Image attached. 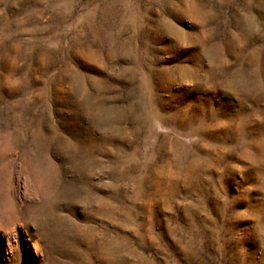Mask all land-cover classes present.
<instances>
[{
    "label": "rangeland",
    "instance_id": "1",
    "mask_svg": "<svg viewBox=\"0 0 264 264\" xmlns=\"http://www.w3.org/2000/svg\"><path fill=\"white\" fill-rule=\"evenodd\" d=\"M0 264H264V0H0Z\"/></svg>",
    "mask_w": 264,
    "mask_h": 264
}]
</instances>
